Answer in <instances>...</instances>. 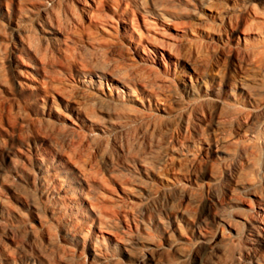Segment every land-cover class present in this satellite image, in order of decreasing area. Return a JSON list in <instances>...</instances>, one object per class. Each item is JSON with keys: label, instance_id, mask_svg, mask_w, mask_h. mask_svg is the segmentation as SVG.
I'll use <instances>...</instances> for the list:
<instances>
[{"label": "rangeland", "instance_id": "374dc122", "mask_svg": "<svg viewBox=\"0 0 264 264\" xmlns=\"http://www.w3.org/2000/svg\"><path fill=\"white\" fill-rule=\"evenodd\" d=\"M0 264H264V0H0Z\"/></svg>", "mask_w": 264, "mask_h": 264}, {"label": "bare ground", "instance_id": "6f19581e", "mask_svg": "<svg viewBox=\"0 0 264 264\" xmlns=\"http://www.w3.org/2000/svg\"><path fill=\"white\" fill-rule=\"evenodd\" d=\"M255 235V234H254ZM256 235H257V233H256ZM258 235H259V233H258Z\"/></svg>", "mask_w": 264, "mask_h": 264}]
</instances>
